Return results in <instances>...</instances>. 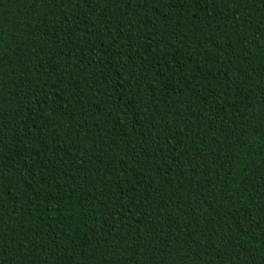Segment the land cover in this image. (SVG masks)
Listing matches in <instances>:
<instances>
[{"label": "trees", "instance_id": "1", "mask_svg": "<svg viewBox=\"0 0 264 264\" xmlns=\"http://www.w3.org/2000/svg\"><path fill=\"white\" fill-rule=\"evenodd\" d=\"M0 264H264V0H0Z\"/></svg>", "mask_w": 264, "mask_h": 264}]
</instances>
